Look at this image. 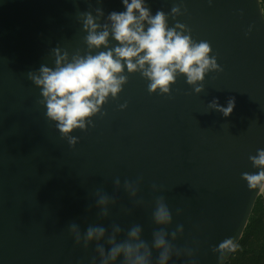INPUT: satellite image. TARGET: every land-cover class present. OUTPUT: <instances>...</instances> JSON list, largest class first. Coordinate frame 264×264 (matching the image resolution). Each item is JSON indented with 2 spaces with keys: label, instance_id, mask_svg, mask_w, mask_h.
Masks as SVG:
<instances>
[{
  "label": "water",
  "instance_id": "obj_1",
  "mask_svg": "<svg viewBox=\"0 0 264 264\" xmlns=\"http://www.w3.org/2000/svg\"><path fill=\"white\" fill-rule=\"evenodd\" d=\"M263 189L260 0H0V264H226Z\"/></svg>",
  "mask_w": 264,
  "mask_h": 264
},
{
  "label": "trees",
  "instance_id": "obj_2",
  "mask_svg": "<svg viewBox=\"0 0 264 264\" xmlns=\"http://www.w3.org/2000/svg\"><path fill=\"white\" fill-rule=\"evenodd\" d=\"M264 14V0H260ZM226 264H264V189L258 196L242 238Z\"/></svg>",
  "mask_w": 264,
  "mask_h": 264
}]
</instances>
